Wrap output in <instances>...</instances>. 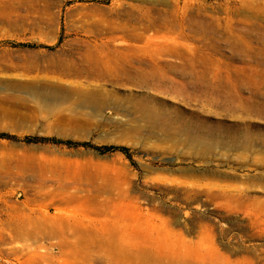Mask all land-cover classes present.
<instances>
[{"label": "rangeland", "instance_id": "rangeland-1", "mask_svg": "<svg viewBox=\"0 0 264 264\" xmlns=\"http://www.w3.org/2000/svg\"><path fill=\"white\" fill-rule=\"evenodd\" d=\"M95 24L171 46L134 61L159 85L20 68ZM75 82L107 104L51 99ZM42 214L59 236L18 230ZM89 228L136 233L142 264H264V0H0V264H115L97 237L61 255Z\"/></svg>", "mask_w": 264, "mask_h": 264}, {"label": "bare ground", "instance_id": "bare-ground-1", "mask_svg": "<svg viewBox=\"0 0 264 264\" xmlns=\"http://www.w3.org/2000/svg\"><path fill=\"white\" fill-rule=\"evenodd\" d=\"M109 29H111L107 30V34H109V37L100 38L101 35H104V33H102L103 27H101L100 24H95L92 25V30L87 35L86 39L76 40V42L84 43L86 45V49L78 59H46L45 61L26 59L21 63L20 68L26 71H46L56 73L65 77L73 76L108 79L120 85L133 84L137 86L148 87L158 86L159 81L157 80L158 77L156 72L153 71L152 73L148 74L146 71H142L138 67L136 68V65L134 66V61L135 59L142 58L143 55H154L155 53H161L165 51L168 54L171 52V46L164 50L162 48L159 49V47L156 49H152V47H148L147 45H138L139 41L145 38L144 33H146L150 28L146 32L140 30L141 28H131V30L129 28V30H122L121 28L120 31L116 30L117 28ZM162 34L161 37H159L158 35H160V32L155 31L156 36L150 37L149 35L150 38L146 40L147 44L153 46L154 44L160 43L162 41L161 39L165 38ZM166 35L168 37V33ZM59 85L64 86V84ZM70 85V89H66L64 91L65 93H62V95H60L57 91V86H54V88L51 89V91L49 92L51 99H69V96L77 95L79 97L78 100L81 105H90L96 109H100L107 104V98L97 89H78L81 87V83L76 82L70 83ZM56 224L52 218H49L48 216L42 214V216L39 218H30L27 221H23L20 225H17V227L20 232H24L26 231L24 230V228L27 227H33V231H35V229L38 230L43 226H47V228L49 227L48 235L59 236L60 233L58 232V230L54 229V226ZM132 235L135 236L134 239L136 241L133 240L131 237H128V240L125 239L124 241H120L118 238L119 235L117 236L116 233H95L89 228L79 234V240L77 241V243H73L70 245L62 243V246H60L59 251L62 256L66 255L67 258H71L72 255L78 257L80 254L79 250L83 247V245H85L86 242L91 243V239L96 243L97 237V239L104 241V244L101 241V247L106 250L107 258L110 260V262L115 264H142L143 262H145V260H148L149 258L146 259V252L142 249V243L139 241V236H136V233H133ZM123 244H126V246L129 247H126ZM29 246L30 245H28L27 247Z\"/></svg>", "mask_w": 264, "mask_h": 264}]
</instances>
